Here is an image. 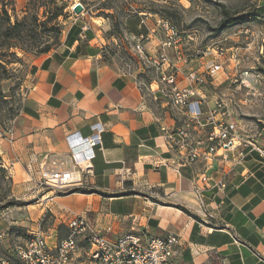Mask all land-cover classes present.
Listing matches in <instances>:
<instances>
[{
	"label": "crops",
	"instance_id": "0c3cea01",
	"mask_svg": "<svg viewBox=\"0 0 264 264\" xmlns=\"http://www.w3.org/2000/svg\"><path fill=\"white\" fill-rule=\"evenodd\" d=\"M159 19L139 12L125 18L126 50L133 52L135 38L149 59L158 57ZM112 30L111 20L84 12L63 32L61 47L39 59L21 115L11 134L0 136L2 166L14 182L13 192L40 195V215L50 211L59 228L66 210L87 216L101 231L111 228L114 235L179 236L176 264H264V118L238 120L226 103L227 114L215 120L236 123L242 143L219 150L212 166L202 160L184 166L169 135L185 129L192 145L203 149L210 145L213 125L206 116L200 125L192 122L184 108L162 95L157 81L145 83L127 63L106 61ZM177 66L176 82L186 87L194 70ZM238 67L231 60V72L213 79L219 81L220 95L209 99L199 91L209 107L229 101L228 81ZM95 124H102L104 132L80 189L87 193L49 201L53 193L38 186L42 157L68 154L67 138H90ZM197 188H203L202 195Z\"/></svg>",
	"mask_w": 264,
	"mask_h": 264
},
{
	"label": "rangeland",
	"instance_id": "374dc122",
	"mask_svg": "<svg viewBox=\"0 0 264 264\" xmlns=\"http://www.w3.org/2000/svg\"><path fill=\"white\" fill-rule=\"evenodd\" d=\"M100 1H107L111 7L109 12L114 26V40L106 47V61L127 63L130 71L141 72L139 76L145 83H159L162 66L153 64L158 57L149 59L146 54H137L133 48V52L126 50L128 40L124 20L135 11L168 20L178 28L181 36L178 52L169 53L171 61L181 66L188 62V65L182 66L183 70H199L206 63H223V69L231 72L229 67L232 52H235L238 56L233 61H238L239 67L236 74L230 75L229 101L225 104L230 105L232 115H236L238 120L253 123L264 118V0H64L67 8L64 11L65 17L59 19V34L49 32L39 24L54 12L56 6L61 7V1L38 0L37 3H31V0H7L9 6L15 8V12L10 11L13 22L15 15L21 20L28 13L26 23L30 29L27 34L30 36L20 42L25 52H11L16 53L18 59L12 56L6 58V62L13 63L6 66V79L0 87L6 96L5 102L0 103V133L11 129L22 113L23 100L33 85L39 59L44 56L40 52L48 45L51 51L61 47L63 32L78 16L73 12L75 3L81 4L84 12L97 17L98 9L102 7ZM224 8L231 18L247 16L248 21L220 29L226 18ZM55 24H49L48 28ZM219 49L225 51L221 61L216 59V51ZM158 62L161 64L159 58ZM203 76L205 79L199 84V91L209 99L223 93L219 90V81ZM246 79L248 83H242ZM13 189L14 182L8 172L6 176L0 174V264H23L18 257V248L33 234L51 238L50 242L67 235L65 228L56 226V219L50 211L46 209L40 215V195L29 198V190L17 195ZM2 199H5L4 202ZM6 205L9 207H4Z\"/></svg>",
	"mask_w": 264,
	"mask_h": 264
},
{
	"label": "built area",
	"instance_id": "2783aa9c",
	"mask_svg": "<svg viewBox=\"0 0 264 264\" xmlns=\"http://www.w3.org/2000/svg\"><path fill=\"white\" fill-rule=\"evenodd\" d=\"M157 27L163 34L158 52L161 64L158 58L153 64L166 66L169 72L161 73L160 92L174 107L184 108L192 122L200 125L202 118L206 116L207 123L213 125V132L209 138L210 145L207 148H195L185 129L170 134L169 140L183 156L184 166L193 165L200 160L204 161L206 166H212L219 150L234 149L237 144L242 143L236 123L215 120L217 115L227 114L225 102L217 100L211 108L198 90L199 84L205 79L203 75L214 79L224 71L223 65L214 64L204 73L194 70L187 77L188 86H178L176 79L179 68L177 63L171 61L169 53L178 52L180 32L175 25L164 19L157 21ZM132 41L136 42L133 51L141 56L145 55L142 41H136L135 38ZM224 52V49L216 51L218 60L223 59ZM237 56L232 52V60ZM246 75L248 77V73ZM247 79L242 83H248ZM237 82L238 80L235 83ZM196 97L199 99L196 100ZM91 131L93 134L90 138L69 136L68 154H48L42 157L39 163L38 185L42 191L53 193V197L48 198L49 201L85 187L84 175L90 173L91 162L95 158L94 148L102 143L104 127L102 124H95ZM0 134L7 138L11 134V129ZM256 150L262 152L259 148ZM206 180L204 177L199 181ZM197 191L199 195L203 194V188H197ZM64 211L66 221L63 228L67 230L66 237L50 242L51 238L33 234L22 247L18 248V257L23 264H176L177 250L180 246L179 236L145 237L136 232L114 235L111 228L101 231L87 216Z\"/></svg>",
	"mask_w": 264,
	"mask_h": 264
},
{
	"label": "trees",
	"instance_id": "16d2710c",
	"mask_svg": "<svg viewBox=\"0 0 264 264\" xmlns=\"http://www.w3.org/2000/svg\"><path fill=\"white\" fill-rule=\"evenodd\" d=\"M37 1L38 0H31V3L32 2L37 3ZM58 1H61L62 3L61 7L56 6L54 12H52L50 16H46L45 21L39 24L41 28H45L49 32H57V34L61 32V29L59 28L60 27L59 19L61 17H65L64 11L67 8V5L64 3V0H58ZM100 4L102 5V7L98 9L99 14L97 17L111 20L112 14L109 12L111 10V7L108 5V2L100 1ZM11 6H9L7 0H0V87H1V83L6 79L5 78L7 75L6 66L11 65L13 63V62H6V58L8 56H12L18 59L17 54L11 52L13 50H19L25 52L24 48L20 46V42L30 36L27 34L30 31V29L28 28V25L26 23L27 20L29 19L28 13L21 20L15 15L14 16L15 21L13 22L12 19L13 16L10 14V11L15 12V8ZM224 11H225L224 15L226 18L222 22L220 29L233 27L236 25L246 23L248 21L247 16H240V17L237 16L231 18L225 8ZM135 12L144 13L142 11H135ZM36 21H37V17H36ZM53 23H56L55 26L48 28V25ZM51 49H52L51 46L48 45L40 53L46 55L51 52ZM5 99L6 96L4 95V93L0 88V103L5 102ZM0 174L6 176V170L2 168L1 157H0ZM76 192L85 193V194L87 193L82 190H77ZM4 200L5 199H2L1 201L4 202ZM4 207H9V205L8 206L6 205Z\"/></svg>",
	"mask_w": 264,
	"mask_h": 264
},
{
	"label": "water",
	"instance_id": "95a60500",
	"mask_svg": "<svg viewBox=\"0 0 264 264\" xmlns=\"http://www.w3.org/2000/svg\"><path fill=\"white\" fill-rule=\"evenodd\" d=\"M73 12L76 15H81L84 12V7L81 4H77L74 8H73Z\"/></svg>",
	"mask_w": 264,
	"mask_h": 264
}]
</instances>
